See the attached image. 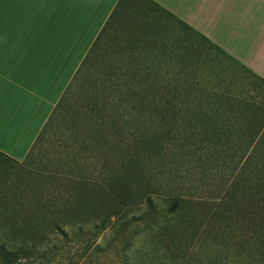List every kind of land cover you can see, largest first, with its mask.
<instances>
[{
	"label": "rangeland",
	"instance_id": "rangeland-1",
	"mask_svg": "<svg viewBox=\"0 0 264 264\" xmlns=\"http://www.w3.org/2000/svg\"><path fill=\"white\" fill-rule=\"evenodd\" d=\"M115 37L103 42L110 44L101 50L108 54L105 58L97 52L99 66L111 65V73L116 65H126L129 70L121 75L158 85L157 91L169 101L167 118L174 126L151 111L103 100L105 119L94 121L84 114L77 119L68 113L24 162L0 154V242L18 252L19 261L45 262L43 253L56 239L48 231L50 221L43 211L54 206L63 211L73 201L76 190L71 175L107 188L117 201L131 206L130 219L140 218L146 197L131 202L126 197L128 189L139 194L155 192L159 207L164 195L172 191L189 197L219 196L245 154L259 143L256 129L264 126V87L216 48L194 36L186 42L167 43L151 35ZM95 72L94 81L109 74ZM248 100L257 103L258 112L246 119L240 109L254 106ZM31 221H37V226ZM144 227L137 225L135 235L140 239ZM232 233L228 228L226 264H256L247 260ZM167 241L163 238L158 252L165 251ZM34 243L33 253H21L20 247ZM137 244L135 248L143 245L142 240ZM61 246L57 253L68 260L75 248ZM143 252L142 248L132 257ZM208 254L204 242H199L187 264H210L213 258ZM65 260L62 264H68ZM215 260L211 264H217Z\"/></svg>",
	"mask_w": 264,
	"mask_h": 264
},
{
	"label": "trees",
	"instance_id": "trees-1",
	"mask_svg": "<svg viewBox=\"0 0 264 264\" xmlns=\"http://www.w3.org/2000/svg\"><path fill=\"white\" fill-rule=\"evenodd\" d=\"M121 7L128 10L123 15ZM161 20L178 23L182 29L181 35L170 32L168 27L163 28L160 25ZM120 34L134 37L151 35L164 43L170 40L186 42L192 36L210 42L152 0H119L117 8L89 50L23 162L33 156L48 133L52 132L54 126L64 120L68 113L77 119L84 114L90 120L102 121L107 112V103L111 100L125 103L135 110L151 111L159 114L167 123H174L172 119L167 118L169 111L166 107L169 101L165 102V97L157 91L158 85L127 78L125 74L129 68L126 65H116L111 73L108 71L111 65L99 66L97 52L105 58L108 54L101 53V50L110 45L103 42L110 43ZM207 46L215 47L264 87V79L235 58L215 44ZM126 68L128 69L125 70ZM95 70L109 74L102 78L103 80L94 81ZM124 70L125 74L121 75ZM103 100H107V103ZM246 102L254 103V108L240 109V116L249 119L251 115L257 114V103L249 100ZM256 133L260 137L259 143L254 145L250 153L245 154L237 172L219 196L201 198L189 197L178 191L166 192L163 204L159 207L155 192L149 190L145 194H139L131 188L128 189L126 197L132 200L131 202H138L141 201L140 198L146 197L144 199L146 208L140 218L130 219L131 206L117 201L106 190L107 188L99 184L91 186L88 181L81 178L76 180L77 177L71 175L76 190L71 196L73 201L68 202L63 211L56 206L43 211L45 218L50 221L48 231L55 237L56 243L43 253L46 260L39 264L46 262L58 264L59 260H61L59 264H62L65 259L57 253L59 245H62L61 247L66 245L69 250L75 248L74 254L65 260L69 261L68 264H187L192 249L199 242H204L208 257L213 258L210 264L215 257L217 264H226L224 251L229 247L228 228L233 231L239 247L246 252L247 260L264 264V126L258 127ZM0 154L9 157L1 151ZM231 155L235 153L231 152ZM204 209L206 212H203ZM30 223L37 226V221ZM140 224L145 226L140 228L143 236L141 239L135 235L137 225ZM36 232L38 233L37 230ZM163 238H167L168 244L165 251L158 252ZM141 240L143 245L135 248L138 245L137 241ZM35 248L36 243L24 244L20 251L33 253ZM142 248L143 254L132 257V254L139 253ZM18 256V252L11 251V246L0 242V264H30L19 261Z\"/></svg>",
	"mask_w": 264,
	"mask_h": 264
},
{
	"label": "crops",
	"instance_id": "crops-1",
	"mask_svg": "<svg viewBox=\"0 0 264 264\" xmlns=\"http://www.w3.org/2000/svg\"><path fill=\"white\" fill-rule=\"evenodd\" d=\"M152 1L264 79V0ZM118 3L0 0L2 153L27 157ZM161 21L181 35L178 23Z\"/></svg>",
	"mask_w": 264,
	"mask_h": 264
}]
</instances>
